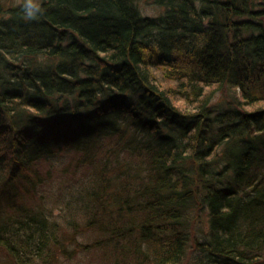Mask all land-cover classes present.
Masks as SVG:
<instances>
[{
	"label": "trees",
	"instance_id": "16d2710c",
	"mask_svg": "<svg viewBox=\"0 0 264 264\" xmlns=\"http://www.w3.org/2000/svg\"><path fill=\"white\" fill-rule=\"evenodd\" d=\"M27 2L0 0L7 262L66 253L50 212L18 201L58 146L104 155L77 212L109 264H182L198 210L197 262L264 264V0Z\"/></svg>",
	"mask_w": 264,
	"mask_h": 264
},
{
	"label": "rangeland",
	"instance_id": "374dc122",
	"mask_svg": "<svg viewBox=\"0 0 264 264\" xmlns=\"http://www.w3.org/2000/svg\"><path fill=\"white\" fill-rule=\"evenodd\" d=\"M68 150L58 146L53 147V153L48 155L49 159L42 157L30 166V170L34 169L43 180L48 179L40 186L38 184L33 194L28 193L26 196L22 194L23 197H21L19 193L23 192L28 185L27 182L22 183V179L16 180L18 201L33 211L43 209L50 212L49 220L56 223L58 238L67 237L66 253L57 252L56 264H109L103 247L94 245L100 244L96 242V231L88 229L89 226H85L81 213L77 212L78 192L93 178L95 169L102 163L104 155L103 153L97 157L92 155L93 162L84 164V161L83 163L78 161L83 154ZM101 150L104 149L101 148ZM23 172L28 176L25 170ZM72 179H78V182H75L74 188H69ZM32 210L29 209V211ZM11 213L14 214L12 211ZM190 219L193 220V228L190 229V240L182 264H201L196 261L200 255L196 250L198 247L196 244L201 241L202 235H205L207 231L206 213L202 210L195 211ZM2 253L5 252L0 249V264H9L7 259L11 261V258L7 255L5 258ZM27 264H39V260L34 259Z\"/></svg>",
	"mask_w": 264,
	"mask_h": 264
},
{
	"label": "clouds",
	"instance_id": "9594fccd",
	"mask_svg": "<svg viewBox=\"0 0 264 264\" xmlns=\"http://www.w3.org/2000/svg\"><path fill=\"white\" fill-rule=\"evenodd\" d=\"M24 10L28 17H32L33 15H35L34 5L31 3V0H28V2L25 3Z\"/></svg>",
	"mask_w": 264,
	"mask_h": 264
}]
</instances>
